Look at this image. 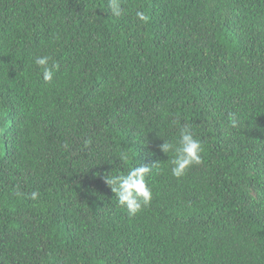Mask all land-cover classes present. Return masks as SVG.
<instances>
[{"label": "trees", "instance_id": "1", "mask_svg": "<svg viewBox=\"0 0 264 264\" xmlns=\"http://www.w3.org/2000/svg\"><path fill=\"white\" fill-rule=\"evenodd\" d=\"M120 4L0 0V264H264V0ZM140 166L129 216L104 177Z\"/></svg>", "mask_w": 264, "mask_h": 264}, {"label": "clouds", "instance_id": "2", "mask_svg": "<svg viewBox=\"0 0 264 264\" xmlns=\"http://www.w3.org/2000/svg\"><path fill=\"white\" fill-rule=\"evenodd\" d=\"M108 7L113 16L119 17L122 14L120 0H108ZM137 15L141 20L146 19L142 13L138 12ZM49 61L48 56L37 57L34 61L45 82L52 80L55 68V65H49ZM230 123L235 127L237 121L232 118ZM159 147L167 156L171 153V158L169 159L168 156L167 160L173 177L181 178L191 166L202 163L203 146L187 124L180 127L179 139L175 143L165 140ZM155 165L156 163L153 164ZM151 170L149 166L133 167L126 175L118 173L104 177L105 183L115 194L118 204L126 209L129 216H135L151 202L152 191L145 182V175ZM36 196L37 193L32 194L33 199Z\"/></svg>", "mask_w": 264, "mask_h": 264}]
</instances>
